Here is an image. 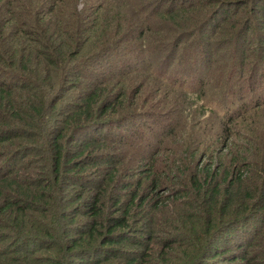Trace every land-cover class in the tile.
<instances>
[{"label": "trees", "instance_id": "obj_1", "mask_svg": "<svg viewBox=\"0 0 264 264\" xmlns=\"http://www.w3.org/2000/svg\"><path fill=\"white\" fill-rule=\"evenodd\" d=\"M263 62L264 0H0V264H264Z\"/></svg>", "mask_w": 264, "mask_h": 264}, {"label": "rangeland", "instance_id": "obj_2", "mask_svg": "<svg viewBox=\"0 0 264 264\" xmlns=\"http://www.w3.org/2000/svg\"><path fill=\"white\" fill-rule=\"evenodd\" d=\"M73 2H74V4H76L77 10H80L81 8H83L84 6H86L88 0H73ZM211 44H213V42H211ZM211 44H209V45H211ZM222 52H224V51H222ZM248 54L250 55V57H252L251 58V61H252V59L253 60L255 59V56L253 57V51L252 52L251 51L248 52ZM119 55H120V53H117V54L115 53L113 57L119 56ZM113 57L110 58L109 61H113L114 62L115 60L113 59ZM263 64H264V62H263ZM260 75L262 76V73H260ZM237 77L238 76H236V75H231V77H229V82H234L235 79H237ZM178 97L175 98L177 103H179L181 101V99H180L181 97H179V98ZM187 99H185V100L182 99V100L185 102ZM191 102H192V100L191 101L188 100V104H189L188 105V111L193 114L194 113L193 107L190 106V103ZM160 103L163 104L164 102H160ZM246 110H248V109H246ZM253 110L254 111L248 112L247 115L245 116L246 121L244 122V126L247 123L248 127L251 126L253 128H256V130L261 134V136L263 138L262 141H264V107L263 108L260 107V108L253 109Z\"/></svg>", "mask_w": 264, "mask_h": 264}]
</instances>
